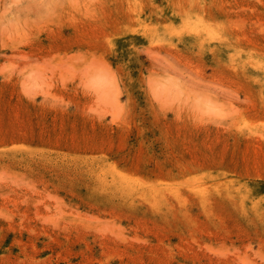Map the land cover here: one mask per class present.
<instances>
[{
	"label": "rangeland",
	"instance_id": "obj_1",
	"mask_svg": "<svg viewBox=\"0 0 264 264\" xmlns=\"http://www.w3.org/2000/svg\"><path fill=\"white\" fill-rule=\"evenodd\" d=\"M0 264H264V0H0Z\"/></svg>",
	"mask_w": 264,
	"mask_h": 264
},
{
	"label": "clouds",
	"instance_id": "obj_2",
	"mask_svg": "<svg viewBox=\"0 0 264 264\" xmlns=\"http://www.w3.org/2000/svg\"><path fill=\"white\" fill-rule=\"evenodd\" d=\"M11 7H13V5H11V4L6 5V10L10 9Z\"/></svg>",
	"mask_w": 264,
	"mask_h": 264
}]
</instances>
